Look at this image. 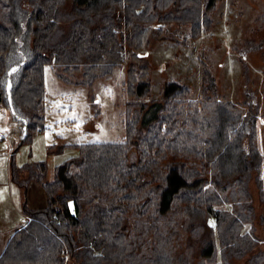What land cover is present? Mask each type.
<instances>
[{
  "label": "trees",
  "instance_id": "16d2710c",
  "mask_svg": "<svg viewBox=\"0 0 264 264\" xmlns=\"http://www.w3.org/2000/svg\"><path fill=\"white\" fill-rule=\"evenodd\" d=\"M215 1L0 0V103L28 123L22 144L47 127V67L66 85L87 86L126 65L127 93L138 100L127 105L123 141L78 145V156L57 166L51 181L44 162L20 168L47 203H24L25 224L0 264H264L254 235L257 221L264 226V100L249 90L241 102L212 97L213 82L197 100L179 82L151 99L149 65L139 56L161 35L156 22H190V38L198 39L199 19ZM22 63L9 100L6 73ZM227 203L231 211L218 208Z\"/></svg>",
  "mask_w": 264,
  "mask_h": 264
},
{
  "label": "rangeland",
  "instance_id": "374dc122",
  "mask_svg": "<svg viewBox=\"0 0 264 264\" xmlns=\"http://www.w3.org/2000/svg\"><path fill=\"white\" fill-rule=\"evenodd\" d=\"M206 16L199 19L202 25L197 28L200 36L196 40L190 38V22H156L163 28L159 39L152 36L150 46L140 50L141 64L150 69V98H160L165 84L179 82L190 88L189 98L197 100L205 96L204 85L213 82L208 94L212 97L241 102L249 90L264 100V0H216ZM127 68L124 65L92 85L75 86L60 82L47 67L42 112L47 127L22 145L23 124L0 103V133L5 136L0 142V255L11 234L25 224L24 202L30 209L43 208L47 203L43 188L28 180L30 171L20 168L44 162L46 179L51 181L57 166L78 156V145L125 139L130 117L127 105L138 101L127 93ZM259 127L258 146L264 156L263 118ZM131 158L137 160L136 155ZM16 174L26 180V188L14 180ZM252 190L256 205H262L258 202L259 188L253 184ZM218 208L231 211L232 204ZM258 211L263 212V208ZM208 224L217 231L215 217H210ZM251 228L245 224L243 233L250 234ZM254 233L264 250V226L259 221ZM235 264L247 263L243 259Z\"/></svg>",
  "mask_w": 264,
  "mask_h": 264
},
{
  "label": "water",
  "instance_id": "95a60500",
  "mask_svg": "<svg viewBox=\"0 0 264 264\" xmlns=\"http://www.w3.org/2000/svg\"><path fill=\"white\" fill-rule=\"evenodd\" d=\"M146 55H148V53H146ZM139 56L141 57L142 54H139ZM24 65V63H22L21 65H18V66H14L12 68H10L8 70V72L6 73L7 74V79H8V86H7V92H8V97H9V100L11 99V87H12V83H11V75L13 73H15L16 71L20 70L22 68V66ZM10 110L13 114L14 117L17 118V114L15 113L12 105L10 104ZM18 119V118H17ZM20 121H22L20 118H19ZM23 129H22V137H21V141H20V145H22L23 143V140L26 138L27 136V133H28V123L27 122H23Z\"/></svg>",
  "mask_w": 264,
  "mask_h": 264
},
{
  "label": "crops",
  "instance_id": "0c3cea01",
  "mask_svg": "<svg viewBox=\"0 0 264 264\" xmlns=\"http://www.w3.org/2000/svg\"><path fill=\"white\" fill-rule=\"evenodd\" d=\"M43 197H44V195H43ZM44 198H46V197H44ZM24 203H25V202H24ZM23 205H24V204H23ZM44 206H45V205H44ZM44 206H43V207H44ZM23 214H24V212H23ZM25 219H26V218H25ZM25 221H26V220H25ZM14 233H15V231H14ZM14 233H13V234H14ZM13 234H11V236H12ZM11 236L9 237V239L11 238ZM9 239L7 240L6 243H8ZM5 247H6V245H5ZM5 247H4V249H5ZM4 249H3V251H4ZM2 253H3V252H2ZM2 253H1V254H2ZM0 256H1V255H0Z\"/></svg>",
  "mask_w": 264,
  "mask_h": 264
},
{
  "label": "built area",
  "instance_id": "2783aa9c",
  "mask_svg": "<svg viewBox=\"0 0 264 264\" xmlns=\"http://www.w3.org/2000/svg\"><path fill=\"white\" fill-rule=\"evenodd\" d=\"M4 139H5V136L2 133H0V142L3 141Z\"/></svg>",
  "mask_w": 264,
  "mask_h": 264
}]
</instances>
